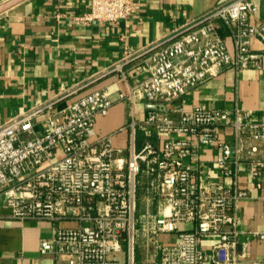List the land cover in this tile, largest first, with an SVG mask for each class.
<instances>
[{"label": "built area", "instance_id": "2783aa9c", "mask_svg": "<svg viewBox=\"0 0 264 264\" xmlns=\"http://www.w3.org/2000/svg\"><path fill=\"white\" fill-rule=\"evenodd\" d=\"M257 10L255 0H231L142 51H126L108 70L125 86L115 98L105 88L62 108V97L55 98L0 125V198L10 219L52 225V238L39 243L41 255L51 254L54 264H135L141 233L145 249L154 251L151 264H239L246 257L237 209L261 188L256 179L264 177V157L256 158L255 142L264 149V123L250 122L238 106L230 111L195 105L172 119L167 105L225 69L262 68L264 24L255 19ZM133 12L134 0H89V10L74 20L114 24ZM134 58L140 62L131 64ZM74 94L75 89L63 97ZM141 101L157 108L141 118ZM117 102L128 109L125 149L95 130L96 120ZM40 118L45 130L37 134ZM227 128L232 143L220 139ZM202 146L217 149L215 165L232 179L231 186L204 185ZM242 167L247 188L238 186ZM152 205L159 211L151 212ZM182 224L191 229L180 230ZM161 234H177V240L160 244ZM208 235L217 243L204 249L201 241ZM256 237L264 249V232Z\"/></svg>", "mask_w": 264, "mask_h": 264}, {"label": "crops", "instance_id": "0c3cea01", "mask_svg": "<svg viewBox=\"0 0 264 264\" xmlns=\"http://www.w3.org/2000/svg\"><path fill=\"white\" fill-rule=\"evenodd\" d=\"M7 1L0 0V4ZM229 1L134 0V12L128 20L88 25L77 24L74 19L89 10V0H24L12 6L0 14V125L38 103L55 98L62 97L59 108L95 89L105 88L115 98L117 91L125 86L116 73L108 70L126 51H142ZM255 1L258 5L255 19L264 24V0ZM222 34L231 48L228 32L224 30ZM252 48L259 49L257 41L252 42ZM137 62L140 58H134L131 64ZM74 89L76 94L63 97ZM195 105L230 111L238 106L249 113L250 122L264 123V58L258 70L225 69L168 104L167 111L172 119H177ZM137 109L143 118L149 105L141 101ZM127 118L126 104L117 102L105 117L96 120L95 130L99 135H112L113 145L125 149L127 131L122 128ZM34 130L37 134L45 130L41 118ZM138 135L141 138L142 133ZM220 139L232 143L231 129H221ZM255 144L259 147L256 158H263L262 143ZM242 147L245 152L247 140H243ZM217 153L215 147H200V160L205 166L204 185L231 186L232 179L223 177L215 165ZM256 181L261 188L254 190L251 198L238 203V239L247 246V255L239 264H264V249L256 237L264 232V177ZM238 186H249L243 167ZM150 211L156 213L159 208L152 205ZM64 225L73 226L74 222ZM179 229L189 230L191 224H182ZM53 232L48 221L10 219L3 197L0 198V264H54L51 254L39 253V243L50 240ZM158 239L160 244H172L177 234H161ZM216 243L217 237L208 235L202 239L201 246L209 249ZM134 259L135 264H151L155 259L153 249H145L141 233L136 239Z\"/></svg>", "mask_w": 264, "mask_h": 264}, {"label": "water", "instance_id": "95a60500", "mask_svg": "<svg viewBox=\"0 0 264 264\" xmlns=\"http://www.w3.org/2000/svg\"><path fill=\"white\" fill-rule=\"evenodd\" d=\"M22 1H24V0H9V1L5 2V3L0 4V14L2 12L6 11L7 9L11 8L12 6L22 2ZM149 108L150 109H155V108H157V106L149 105Z\"/></svg>", "mask_w": 264, "mask_h": 264}, {"label": "trees", "instance_id": "16d2710c", "mask_svg": "<svg viewBox=\"0 0 264 264\" xmlns=\"http://www.w3.org/2000/svg\"><path fill=\"white\" fill-rule=\"evenodd\" d=\"M138 138H139V135H138ZM140 139V138H139Z\"/></svg>", "mask_w": 264, "mask_h": 264}]
</instances>
